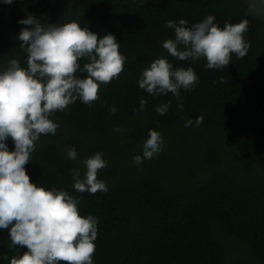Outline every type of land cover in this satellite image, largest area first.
<instances>
[{
    "label": "trees",
    "instance_id": "obj_1",
    "mask_svg": "<svg viewBox=\"0 0 264 264\" xmlns=\"http://www.w3.org/2000/svg\"><path fill=\"white\" fill-rule=\"evenodd\" d=\"M247 2L0 0V69L11 59L27 68L18 36L31 26L18 21L29 14L46 25L79 22L98 38L113 34L126 57L124 71L100 86L91 106L77 101L49 117L56 134L41 135L25 165L30 182L79 197L80 214L97 218L93 264H264V15L249 14ZM209 15L221 29L248 21L243 59L233 54L227 67L206 69L204 58L180 61L163 49L161 42L174 38L167 20L191 26ZM157 58L193 68L199 82L179 97L147 93L138 80ZM78 62L83 68L87 61ZM169 101L166 114L155 111ZM200 116L202 124L185 127ZM149 129L164 144L137 165ZM5 143L14 151L11 138ZM70 147L75 160L67 157ZM97 152L107 162L97 176L107 191H75L72 170L83 176V161ZM10 245L9 230L0 229V264L27 251Z\"/></svg>",
    "mask_w": 264,
    "mask_h": 264
},
{
    "label": "clouds",
    "instance_id": "obj_2",
    "mask_svg": "<svg viewBox=\"0 0 264 264\" xmlns=\"http://www.w3.org/2000/svg\"><path fill=\"white\" fill-rule=\"evenodd\" d=\"M12 2L4 0L9 5ZM247 11L264 15V0H248ZM214 20L209 15L191 26L184 19L167 20L165 27L174 30V38L162 41L163 49L180 61L204 58L206 69L227 67L233 54L243 59L250 47L244 38L248 21L225 23L221 29ZM18 23L31 26L22 28L18 36L20 48L27 53V68L11 59L0 69V229L9 230L10 246L26 247L27 251L12 257L10 264H93L97 218L80 214L79 197L30 182L25 165L41 135L56 134L59 125L49 117L77 101L91 106L99 99L100 86L119 78L126 57L113 34L98 38L76 21L46 25L29 14ZM81 59L87 61L83 68L78 62ZM77 71L87 75L80 78ZM198 82L193 68H174L168 59L157 58L143 69L138 86L153 96L171 93L179 97L181 89L193 90ZM170 104L155 111L164 115ZM145 105L141 100V111ZM109 111L115 114L117 109ZM193 123L202 124L203 116L195 122L188 119L185 127ZM8 138L14 142V151L8 150ZM163 144L161 134L149 129L142 156L136 155L134 162L138 165L143 159H152ZM77 155L74 147L67 149L69 159L75 160ZM83 164V176L78 169L72 170L75 191L106 192V183L97 178L107 165L103 153H95Z\"/></svg>",
    "mask_w": 264,
    "mask_h": 264
}]
</instances>
